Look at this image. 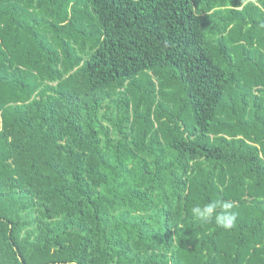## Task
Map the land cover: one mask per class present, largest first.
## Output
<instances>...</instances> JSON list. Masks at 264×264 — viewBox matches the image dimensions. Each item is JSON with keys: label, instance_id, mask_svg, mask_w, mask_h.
I'll return each mask as SVG.
<instances>
[{"label": "trees", "instance_id": "1", "mask_svg": "<svg viewBox=\"0 0 264 264\" xmlns=\"http://www.w3.org/2000/svg\"><path fill=\"white\" fill-rule=\"evenodd\" d=\"M0 264H264V0H0Z\"/></svg>", "mask_w": 264, "mask_h": 264}, {"label": "clouds", "instance_id": "2", "mask_svg": "<svg viewBox=\"0 0 264 264\" xmlns=\"http://www.w3.org/2000/svg\"><path fill=\"white\" fill-rule=\"evenodd\" d=\"M215 203H207L203 207L197 206L193 208L194 215L202 220L210 219L213 216ZM222 208L225 210L223 214L216 216V222L225 229H231L237 219V213L229 211L233 208V204L224 202Z\"/></svg>", "mask_w": 264, "mask_h": 264}]
</instances>
